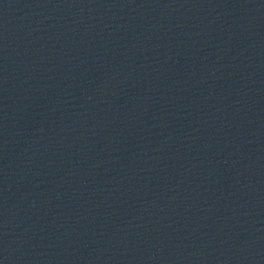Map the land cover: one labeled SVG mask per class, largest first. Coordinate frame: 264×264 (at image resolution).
Returning a JSON list of instances; mask_svg holds the SVG:
<instances>
[{"label": "water", "instance_id": "water-1", "mask_svg": "<svg viewBox=\"0 0 264 264\" xmlns=\"http://www.w3.org/2000/svg\"><path fill=\"white\" fill-rule=\"evenodd\" d=\"M0 264H264V0H0Z\"/></svg>", "mask_w": 264, "mask_h": 264}]
</instances>
